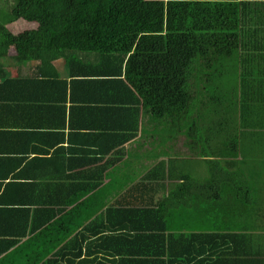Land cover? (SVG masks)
I'll return each instance as SVG.
<instances>
[{"label":"trees","instance_id":"16d2710c","mask_svg":"<svg viewBox=\"0 0 264 264\" xmlns=\"http://www.w3.org/2000/svg\"><path fill=\"white\" fill-rule=\"evenodd\" d=\"M19 18L36 22V34L16 43L13 58L38 60L45 76L61 59L69 82L52 68L45 83L61 89L62 100L75 87L93 88L94 107L110 120L96 125L103 133L89 141L95 149L71 157L57 183L60 200L41 201L36 217L46 216L30 224L26 210L17 216H27L22 229L14 225L19 205L1 216L0 257L17 248L12 264H264V227L256 226L264 223V162L254 149L264 128V0H0L3 52L12 36L6 25ZM140 130L156 144L157 163L136 181L140 168L121 158ZM180 136L229 192L224 210L193 192L190 170L176 166ZM165 178L169 192L157 203L149 192ZM15 184L8 180L6 190ZM181 208L230 230L176 227ZM238 222L249 227H233ZM28 243L33 250L18 255Z\"/></svg>","mask_w":264,"mask_h":264},{"label":"crops","instance_id":"0c3cea01","mask_svg":"<svg viewBox=\"0 0 264 264\" xmlns=\"http://www.w3.org/2000/svg\"><path fill=\"white\" fill-rule=\"evenodd\" d=\"M24 21V19L19 18L10 24ZM25 22L36 23L34 21ZM8 24L6 27L11 35L15 34L12 30V25ZM6 38L7 36L4 38L5 52H3L2 48L0 50V221H5L1 220V216L11 214L12 211H9V207L12 206L10 205H19L24 210L21 213L15 211L14 216H16L18 221H15L16 224L14 225L16 228L22 229L27 216L23 218H18L17 216L19 214L20 216L21 214L27 215L26 210H28L29 219L33 220L30 224L36 221L39 222L46 216L41 213L36 217V210L42 207L46 208L47 205L46 202L41 201L45 199H51L54 202L60 200L59 184L57 183L62 181L64 170L67 169L68 165L72 164L71 157L76 156V151L96 148V146H92L89 143L90 140L97 141L101 139L100 134L103 133V128L96 127V125L102 126L103 123H108L110 117L108 119L106 108L94 107L92 100L94 98L93 88L82 91L81 87H75L72 89V99H70L71 97L68 93L66 99L62 100L60 99V96H62L60 94L61 89H58L53 84L45 83L46 79H52L51 75L54 74L52 68L57 72L58 79H67L69 82L68 72L62 65L61 59L52 62V68L50 67L47 70L49 75L45 76L43 70H39L38 60L16 61L13 58L16 54L15 47L11 48L7 44ZM7 79L11 80L10 83L6 81ZM147 134L140 130L134 140L126 144L125 148L128 153L121 158L126 162L129 157L132 164L140 168L138 174L135 175L136 181L144 180L143 176L145 173L157 163V158L150 156L156 148V144L148 141ZM259 134L262 137V141L257 143L254 149L258 151L256 160L261 159L264 162V128ZM248 146L251 145L248 143ZM173 149L179 150L181 153L178 156L180 159L175 161L176 166L183 168L182 163L186 161L187 164L185 166L188 167L185 171L190 170L193 180L197 181L193 192L203 197V201L206 196H212L213 203L216 205V201L217 204L219 202L221 210L230 205L229 192L227 190L223 192L221 184L216 180L218 175L216 173L211 175L207 173L206 162H204L206 157L204 155L190 154L188 146L183 141H178ZM192 158H195L199 163H195ZM195 165L197 166L196 168L202 167L197 173H195ZM238 166L244 172L251 169L250 163L240 165L237 162L236 167ZM254 167L257 168V165ZM68 172L70 171L67 170ZM158 174L161 175V172L156 173V178H159ZM211 178V181H214L215 192L214 188L212 190L208 189L207 181ZM8 180L10 182L14 181L16 184L6 190V182ZM158 180L163 181L165 185L161 189L156 190V192H149L151 196L155 193L154 197L157 203L168 194L170 184L169 178ZM207 190H209V194ZM190 195L187 193L188 197ZM219 195H223L226 198L224 200L220 198L219 200ZM259 195L264 198V190ZM119 197L121 195H114V198ZM262 203L260 216L264 219V201ZM56 205L53 204L54 210L58 209ZM150 205L154 204L151 203ZM197 209L200 210L199 204H197ZM185 214L187 215L188 213L183 208L176 210L174 217L177 220H173V222H176L175 224L173 223L174 226H183L186 229L193 228L194 231L211 230L214 233L217 230L223 231L219 233H227L230 230L225 225H216L215 222L208 221L202 214L198 215L199 219H195L189 214L186 216ZM103 221L106 222L105 216H103ZM30 224L27 223L26 227L33 228L34 225ZM225 224L228 223L226 222ZM243 224L248 226V223L246 225L245 223ZM243 224L238 222L233 227L239 228ZM259 225L264 227V223L260 222L259 224L258 221L256 226ZM214 239L220 240L218 237ZM22 241H26V239L23 238L21 243H23ZM25 248L19 251L18 255L33 250V246L30 243ZM16 249L8 250L5 256L0 257V264H12L13 259L10 256Z\"/></svg>","mask_w":264,"mask_h":264},{"label":"rangeland","instance_id":"374dc122","mask_svg":"<svg viewBox=\"0 0 264 264\" xmlns=\"http://www.w3.org/2000/svg\"><path fill=\"white\" fill-rule=\"evenodd\" d=\"M26 21V20H25ZM16 22L17 24H10L12 25V30L15 32V34H13L12 36L7 37V44L11 47L14 48L16 43L21 41L22 39H27V38H33L36 34V23H32V22ZM8 24V25H9ZM202 85L204 84V81L201 82ZM234 83L233 79H230L227 81V85H232ZM204 86V85H203ZM212 94V93H211ZM210 106V105H209ZM204 112V117H203V121L209 122V120H212L213 117L211 118L206 110V108L203 110ZM206 125V124H205ZM208 127V125L206 126ZM184 141V136H180L179 138V142ZM172 153V152H171ZM199 155V154H198ZM193 161H195V163H199V161H197L195 158H192ZM204 162H206V160H204ZM183 169L187 168L184 164H186V161H184L183 163ZM195 165V173H197L199 170L202 169V167H198ZM207 168V166H205Z\"/></svg>","mask_w":264,"mask_h":264}]
</instances>
